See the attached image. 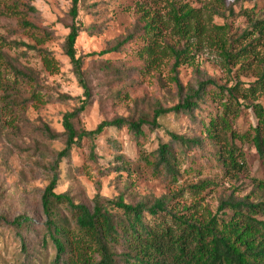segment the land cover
<instances>
[{
    "label": "rangeland",
    "instance_id": "obj_1",
    "mask_svg": "<svg viewBox=\"0 0 264 264\" xmlns=\"http://www.w3.org/2000/svg\"><path fill=\"white\" fill-rule=\"evenodd\" d=\"M14 1L0 0V37L11 43L3 52L20 68L32 72L43 101L29 99L25 85L14 90H5L0 85V264H18L22 257L19 236L9 224L18 216L29 218L31 230L22 232V238L32 253L37 235L46 222L41 197L53 175L57 179L54 192L67 193L75 203L90 205L95 195L108 198L121 195L126 202L167 196L170 207L180 215L200 220L214 214L221 200L264 199V158L251 140L252 129L258 122L252 108L240 109L233 118L240 167L233 171L213 166L208 156H199L192 146L185 150L183 158L179 157L177 182L139 165L142 154L172 140L170 133L185 137L197 134L196 121L187 112H166L157 117L155 127L142 124L144 134L139 137L140 142L127 125L104 126L91 138L72 145L68 156L55 164L57 152L64 147L62 120L66 113L76 112L72 123L77 131L93 130L103 121L118 118L135 122L151 119L158 106L168 108L177 104L179 95L172 81V60L164 58L159 65L145 68L142 63L137 67L141 59L136 51L147 42L142 38L121 51L109 50L129 31L134 0H82L74 17L71 0H25L34 8L33 21L52 31L51 40L36 46L50 51L57 62L58 70L50 73L44 69L37 50L22 44L35 45L34 42L13 31L19 21V16L10 11ZM177 1L200 9L207 29L205 40L194 53L193 63L178 66L177 76L183 86H196L197 81L206 79L226 87L236 83L247 86L261 77L264 37L252 40L249 53L243 54L236 66L231 67V73L222 65L218 50L209 41L223 34L224 27L228 34L236 30L242 34L249 26L242 16L245 11L264 23V0ZM72 24L79 27L74 49L86 88L64 51ZM219 27L223 29L218 30ZM171 41H176V37ZM248 42L246 35L235 47L241 48ZM6 81L7 78L3 79ZM250 101L264 110V90L250 97ZM82 104L84 108L79 110ZM215 106V103L202 102L201 111L197 109L195 114L207 117ZM46 126L55 138L44 131ZM187 154L194 156L193 162ZM89 155H94V159ZM200 180L209 186L198 192L189 189ZM52 212L53 216L67 213L63 204L52 205Z\"/></svg>",
    "mask_w": 264,
    "mask_h": 264
},
{
    "label": "trees",
    "instance_id": "obj_2",
    "mask_svg": "<svg viewBox=\"0 0 264 264\" xmlns=\"http://www.w3.org/2000/svg\"><path fill=\"white\" fill-rule=\"evenodd\" d=\"M81 1L71 0L72 17L76 15L77 5ZM134 1L133 22L129 31L109 50L121 51L138 38L147 40L136 51L141 59L136 66L140 67L143 63L148 68L161 64L164 58H170L174 73L172 81L179 101L168 108L158 106L151 119L135 122L118 118L103 121L93 130L77 131L72 123L76 112L66 113L62 120L64 147L57 152L54 163L68 156L72 145L91 138L104 126L127 125L140 142L139 137L144 134L142 124L155 127L157 117L166 112H187L196 121L197 134L185 137L170 133L172 140L160 144L150 153L142 154L138 159L139 165L158 176H165L171 182H177L180 179L179 157L184 156L185 150L192 146L199 156H208L213 166L233 171L240 167L239 148L235 143L238 136L232 122L242 108H252L258 118L251 140L264 158V110L260 105L249 102L250 97L254 98L264 90V73L247 86L236 83L226 87L218 85L213 79H206L186 88L178 79V66L192 64L195 51L205 40L207 29L202 23L201 10L177 0ZM10 11L19 16L13 31L24 34L35 45L22 44L37 50L46 71L56 72L58 65L50 51L36 47L51 40L52 31L33 21L31 14L34 8L25 0H19V3L15 0L10 5ZM242 14L249 24L242 34H238V30L228 34L227 27H224L223 34L221 32L209 41L218 50L228 73L243 54L249 53L252 40L264 37L263 21L253 19L247 11ZM78 30L79 27L70 25L64 51L80 75L81 85L86 88L80 72V61L75 57L74 44ZM246 35L249 42L237 49L235 43ZM172 37H176V41H171ZM11 42L16 44L15 41ZM10 44L0 37V85H4L5 90L25 85L28 98L42 102L36 77L30 70L20 68L3 52V48ZM110 70L118 71L117 68ZM6 78L4 83L3 79ZM202 102L216 105L207 117L195 114L197 109L201 111ZM83 108L82 104L79 110ZM44 131L50 137H56L49 127L46 126ZM89 156L91 160L95 157ZM187 156L193 162L194 156ZM88 164L93 168L92 163ZM56 180L53 175L41 197L46 222L41 227L42 232L37 235L38 241L33 245L32 253L28 252L26 241L22 238V232L31 230L29 218L18 216L9 221L20 240L22 257L18 259V264H264V199L256 202L245 198L221 200L214 214L200 220L194 216L180 215L170 207L167 196H150L126 202L121 195L113 198L95 195L90 205L75 203L67 193L54 192ZM203 182L200 180L189 189L198 192L209 186L208 182ZM59 204L65 206L67 213L53 216L52 205Z\"/></svg>",
    "mask_w": 264,
    "mask_h": 264
}]
</instances>
